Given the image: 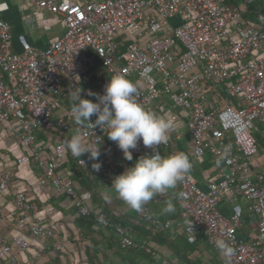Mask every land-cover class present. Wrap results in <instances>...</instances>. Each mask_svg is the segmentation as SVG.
<instances>
[{"label": "built area", "instance_id": "obj_1", "mask_svg": "<svg viewBox=\"0 0 264 264\" xmlns=\"http://www.w3.org/2000/svg\"><path fill=\"white\" fill-rule=\"evenodd\" d=\"M27 1L32 11L59 18L63 31L45 47L16 52L5 17L9 5L0 0V125H16L12 139L21 153L15 164L36 171L40 188L49 185L71 200L70 220L91 213V193L77 190L70 175L58 173L66 157L63 144L39 142L36 132L57 129L69 140L79 132L85 145H100L107 129L78 125L72 105H66L69 92L80 87L77 77L98 64L93 102L98 103L111 77L123 76L136 85L137 101L146 110L165 116L164 97L167 106L184 112L191 158L209 156L224 167L205 189L189 173L178 183L174 221L161 222L148 205L139 219L160 232L173 228L205 240L218 253L220 264L228 262L215 246L217 239L235 249L230 264H264V164L254 163L259 154L253 136L255 125L264 136V0H237L235 6L220 0ZM181 139L175 124L168 142L154 148L161 156L174 155V143ZM130 151L132 156L151 155L153 149L138 141ZM112 160L106 153L97 159L84 153L77 165L91 167L101 185L111 186L118 176L112 172ZM93 164H99V170ZM12 178L13 171L0 166V196L8 192ZM240 198L247 202L255 225L246 239L238 235L240 215L220 212L224 200ZM39 211L22 191L13 195L7 214L0 206V225L9 221L15 230L10 241L0 235V262L37 264L42 255H28V238L50 241L55 252L64 251L61 237L36 217ZM45 212L52 215L51 209ZM95 217L103 227H111L104 214ZM113 228L122 249L154 254L148 241Z\"/></svg>", "mask_w": 264, "mask_h": 264}, {"label": "crops", "instance_id": "obj_2", "mask_svg": "<svg viewBox=\"0 0 264 264\" xmlns=\"http://www.w3.org/2000/svg\"><path fill=\"white\" fill-rule=\"evenodd\" d=\"M6 1L9 5V11L6 13L5 17L11 25L14 51L23 52L27 47H45L51 40L57 38L62 33V21L54 15L43 11H32L27 0H15L16 4L18 2L15 7L11 6L9 0ZM52 29L56 30L52 31ZM98 70V64L88 66L86 73L78 77L77 80L80 84V88L82 89L80 94L81 99L93 102L91 95H87V93H92L98 83L96 77ZM222 103H227V100ZM66 105H72V101L69 99ZM161 108L164 110L165 116L171 113L176 117L175 124L181 132L182 139L174 143V149L176 152H184L188 155L192 164L189 174L197 180L201 188L205 189L210 181L217 179L218 171L224 168L222 162L209 156L201 159L191 158L189 155L191 140L184 129V112L171 109L167 106V102L164 97L162 98ZM15 126V123L0 125V142H2L0 144V166L9 168L13 171L12 184L9 187L8 192L0 196V206L3 207L5 213L7 214L12 208L13 195L18 191L26 193L30 201L40 207V211L36 214V217L42 223L51 226L56 235L61 237L63 240L64 251L62 252L63 256H61V261L63 263L73 264L71 262L75 263L79 253L81 257H83V249L88 242L84 240L79 241L78 232L75 230L73 224L74 220H70V216L74 212L72 202L66 196L56 193L49 185L44 188H40L37 182L38 177L36 171L28 166H18L15 164L16 158L21 153V148L12 139V129ZM97 147L99 153H106L110 155L113 159L112 161H117V157L124 159L122 151L117 147L116 143L109 140L107 136ZM217 161H219V163H217ZM254 163L256 165L264 164V155L256 157L254 159ZM58 173L62 176L71 175L66 157L60 164ZM103 187L107 198L118 199L121 202V206L114 207L115 211L120 214H127L130 216L138 215V212L131 210L115 195L114 192L107 188L111 186ZM175 190L178 192V185ZM171 191L172 190H169L166 193L158 194L152 201L146 204L150 207L153 215V205L157 204L160 206L162 203L171 199ZM247 206V202L241 198L231 202L226 199L220 204V212L222 215L226 217L233 213L240 215L242 226L238 231V235L242 239H246L248 237L249 230L254 229L253 227L255 226L250 217ZM46 208L52 210V215L48 216L46 214ZM159 209L164 212L161 206ZM174 209L175 211L173 214L176 219L178 212L177 205ZM177 232L184 234L182 231ZM14 234L15 230L11 222L5 221L0 225V235H2L7 241H10ZM92 236L96 237L101 243L104 242L101 235L93 233ZM187 239L190 241H198V251L193 253L192 257L199 258L203 264H220L218 253L210 247L205 240L199 237H187ZM28 240L30 242L28 255H36L37 253H40L42 257L37 260V264H47L48 257L44 254L45 241L35 240L32 238H28ZM150 244L154 249V253L156 252V254L159 253L161 255V257L156 256L158 258V263L162 264V262L165 261L167 264H184L172 258L170 253L164 247L158 246L154 243Z\"/></svg>", "mask_w": 264, "mask_h": 264}, {"label": "clouds", "instance_id": "obj_3", "mask_svg": "<svg viewBox=\"0 0 264 264\" xmlns=\"http://www.w3.org/2000/svg\"><path fill=\"white\" fill-rule=\"evenodd\" d=\"M81 92L80 87L69 92L72 101L71 112L78 125L87 123L92 129L106 128L108 139L116 143L124 159L128 161L132 160L130 150L137 147L138 141L146 148L153 149L151 155L139 157L131 167L113 178L111 187H107L131 210L142 212L144 206L154 197L175 189L178 183L186 179L192 168L186 153L177 152L164 157L154 148L168 142L169 132L175 127L176 117L173 114L161 116L146 110L137 101L136 85L120 75L109 79L103 95L97 97L98 103L81 99ZM87 95L96 94L88 92ZM93 115L96 119L90 122ZM63 147L78 158L84 153H89L93 159H97L100 155L98 147L93 149L92 145L83 143L79 132ZM92 167L99 170L100 165L93 164ZM163 211L172 213L175 209L171 203H168ZM214 243L219 253L230 264L235 249L223 239H217Z\"/></svg>", "mask_w": 264, "mask_h": 264}, {"label": "trees", "instance_id": "obj_4", "mask_svg": "<svg viewBox=\"0 0 264 264\" xmlns=\"http://www.w3.org/2000/svg\"><path fill=\"white\" fill-rule=\"evenodd\" d=\"M220 2L227 6H235L238 4L237 0H220ZM260 28L264 30V25H260ZM93 118L94 115L90 120ZM253 136L258 147V154L264 155V136L261 131V126L255 125ZM36 138L39 142L57 141L62 143L63 146L69 141V137L57 129H38ZM141 156L144 155L132 156L133 160L131 161L117 157V161L120 162V165L116 166V161H114V163L111 164L112 172L120 175L126 168L131 167ZM81 157L82 155L79 158ZM79 158L74 157L70 151H66V159L71 172L70 176L74 182L75 188L77 190H87L91 193V213L87 216H80L73 221L74 228L79 235V240L81 238L82 240H89V243H87L83 249L84 264H99L100 258L112 264L113 261L110 257L116 259L118 263L115 264H160L156 257H161L159 253L156 254L155 252L152 255L136 248L122 249L116 237L114 226L123 228L136 240H146L164 247L172 258L184 264H203L199 258L192 257V254L198 251L197 240L190 241L185 234H180L173 228L164 232L157 231L149 224L141 221L138 215L130 216L115 211L114 207L121 206V202L118 199L106 197L105 189L103 185L99 183L91 167H80L77 165ZM178 194L177 190L172 189V197L160 205L162 209H164L168 203H171L175 207L177 205ZM160 206L157 204L153 205L156 218L161 222L174 221L175 216L173 212H162V210L159 209ZM97 213L104 214L111 227H103L98 223L95 217ZM93 233L101 235L104 242L101 243L96 237L92 236ZM150 246L152 247L151 244ZM152 250L154 252L153 247ZM44 254L48 257L47 264H62L61 256H63V253L55 252L51 247L50 241H45ZM0 264L7 263L1 261Z\"/></svg>", "mask_w": 264, "mask_h": 264}, {"label": "rangeland", "instance_id": "obj_5", "mask_svg": "<svg viewBox=\"0 0 264 264\" xmlns=\"http://www.w3.org/2000/svg\"><path fill=\"white\" fill-rule=\"evenodd\" d=\"M20 2V1H19ZM9 3L11 4V6L12 7H15L17 4H18V2H17V4L15 3V0H9ZM51 26V25H50ZM28 28V27H27ZM56 29H52V31H55ZM51 31V32H52ZM53 33V32H52ZM2 142H0V144H1ZM69 229V228H68ZM84 241H88V243H89V240L88 239H83ZM79 241H82V238L79 240ZM110 259L113 261L112 262V264H115V263H118L117 261H116V259H114L113 257H110ZM83 260H84V257H81V255H80V253L78 254V256H77V259L75 260V263L74 262H71V263H73V264H84L83 263ZM62 264H68V263H63L62 262ZM99 264H111V263H109L108 261H103V259L102 258H100V263Z\"/></svg>", "mask_w": 264, "mask_h": 264}]
</instances>
